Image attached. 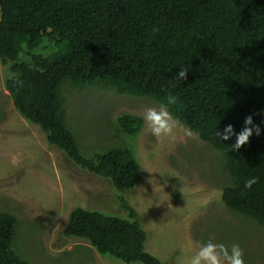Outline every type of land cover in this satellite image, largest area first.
<instances>
[{
	"label": "trees",
	"instance_id": "trees-1",
	"mask_svg": "<svg viewBox=\"0 0 264 264\" xmlns=\"http://www.w3.org/2000/svg\"><path fill=\"white\" fill-rule=\"evenodd\" d=\"M0 64L7 67L4 88L16 111L72 164L107 179L126 213L76 206L64 236L126 264H166L144 250L138 213L119 195L142 176L137 155L119 143L82 154L67 121L65 82L71 88L97 83L165 105L223 157V205L264 226V0H0ZM180 68L188 72L178 81ZM169 95L174 104H167ZM248 116L260 135L253 131L239 150L229 151L236 135L222 140L217 133L228 125L240 133ZM114 122L130 136L144 125L128 112ZM253 176L258 183L244 190ZM17 223L14 214L0 211V264H34L13 247ZM224 228L219 231L227 238Z\"/></svg>",
	"mask_w": 264,
	"mask_h": 264
},
{
	"label": "rangeland",
	"instance_id": "rangeland-1",
	"mask_svg": "<svg viewBox=\"0 0 264 264\" xmlns=\"http://www.w3.org/2000/svg\"><path fill=\"white\" fill-rule=\"evenodd\" d=\"M7 73L0 64V211L18 219L14 249L34 264H126L63 235L76 206L123 217L126 213L107 179L72 164L16 111L4 88ZM68 84L62 85L65 111L82 154L91 156L119 143L129 144L137 155L142 176L119 195L139 214L145 251L166 264H184L200 244H239L244 264H264V226L235 215L221 201L226 171L219 153L194 133L183 138L186 127L179 122L176 138L163 143L145 125L134 136L118 132V114L143 117L147 108L160 106L97 83L82 88ZM225 226L227 238L220 232Z\"/></svg>",
	"mask_w": 264,
	"mask_h": 264
},
{
	"label": "clouds",
	"instance_id": "clouds-1",
	"mask_svg": "<svg viewBox=\"0 0 264 264\" xmlns=\"http://www.w3.org/2000/svg\"><path fill=\"white\" fill-rule=\"evenodd\" d=\"M187 72H188L187 69L180 68V71L177 73L175 79L178 81H181L182 79H186ZM175 101H176V97L171 95L168 96L167 98L168 105L174 104ZM143 121L146 132L151 136H153L158 142L161 143H163L165 140H168L169 138L175 139L176 129L180 127L178 121L172 117L167 107L163 104L159 108H155V107L147 108L143 114ZM182 131H183V138H191L194 135L191 129L185 128L182 129ZM253 131H255V134L257 136L260 135V127L253 124L252 116H248L244 120V127L240 133L238 134L234 133L232 126L228 125L224 129L223 135H221L220 133H217V135L220 136L222 140H228L231 135H236L235 143H233L229 147V151H237L241 148V146H243L249 141V137L253 134ZM257 183H258L257 177L253 176L247 178L244 181L243 189L247 191H251L253 185ZM242 194H246V193L242 192ZM138 219H139V214H138ZM243 256H244L243 249L240 248L239 244H232L230 247H227L224 244H216L209 241L206 244L198 245L195 253L192 256H190L188 259H186L184 261V264H244Z\"/></svg>",
	"mask_w": 264,
	"mask_h": 264
}]
</instances>
